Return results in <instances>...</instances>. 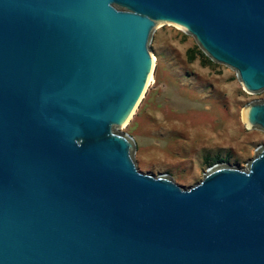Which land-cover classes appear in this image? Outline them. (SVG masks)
I'll return each instance as SVG.
<instances>
[{"label": "water", "instance_id": "95a60500", "mask_svg": "<svg viewBox=\"0 0 264 264\" xmlns=\"http://www.w3.org/2000/svg\"><path fill=\"white\" fill-rule=\"evenodd\" d=\"M159 24L264 90V0H0V264H264V146L183 188L117 131Z\"/></svg>", "mask_w": 264, "mask_h": 264}, {"label": "rangeland", "instance_id": "374dc122", "mask_svg": "<svg viewBox=\"0 0 264 264\" xmlns=\"http://www.w3.org/2000/svg\"><path fill=\"white\" fill-rule=\"evenodd\" d=\"M149 50L152 79L117 128L133 139L136 167L167 174L183 188L215 164L244 169L264 146V131L244 123V108L264 100V90L246 91L235 70L212 61L177 25H157Z\"/></svg>", "mask_w": 264, "mask_h": 264}, {"label": "bare ground", "instance_id": "6f19581e", "mask_svg": "<svg viewBox=\"0 0 264 264\" xmlns=\"http://www.w3.org/2000/svg\"><path fill=\"white\" fill-rule=\"evenodd\" d=\"M152 70H153V67H152ZM152 70H151V72H150V74H149V77H148V80H147V83L152 79ZM146 86H147V84H146ZM245 110H244V112H243V118L245 119ZM131 116V115H130ZM130 118V117H129ZM129 120V119H128ZM127 120V121H128ZM127 123V122H126ZM125 123V124H126ZM125 124H123V125H125Z\"/></svg>", "mask_w": 264, "mask_h": 264}]
</instances>
